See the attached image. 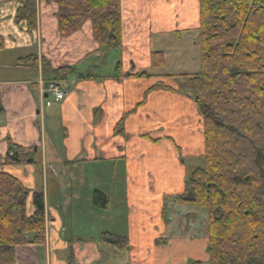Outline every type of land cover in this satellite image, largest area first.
<instances>
[{
    "label": "crops",
    "instance_id": "1",
    "mask_svg": "<svg viewBox=\"0 0 264 264\" xmlns=\"http://www.w3.org/2000/svg\"><path fill=\"white\" fill-rule=\"evenodd\" d=\"M17 8L0 0V171L14 176L29 196L43 193L45 242L18 247L16 264H67L70 254L77 264L92 222L100 239L108 233L128 240L122 250L99 241L121 252L122 264H207L206 213L166 200L183 191L195 169H187L183 157L202 156L201 119L192 92H180V82L169 75L150 72L157 68L151 54L163 53L166 34L198 31L197 2L123 0L120 53L97 51L89 22L60 38L54 4L37 3L32 31L16 22ZM109 55L118 61L101 73L98 66ZM60 67L74 70L59 82L68 92L40 116V82L51 81V71ZM118 68L121 76L148 77L117 79ZM156 83L172 91L147 93ZM10 145L31 163L2 165ZM173 175L182 181L176 193L158 189ZM95 191L106 197V208L93 201ZM113 200L117 206L111 207Z\"/></svg>",
    "mask_w": 264,
    "mask_h": 264
},
{
    "label": "trees",
    "instance_id": "2",
    "mask_svg": "<svg viewBox=\"0 0 264 264\" xmlns=\"http://www.w3.org/2000/svg\"><path fill=\"white\" fill-rule=\"evenodd\" d=\"M10 1L18 4L16 22L28 31L36 28L37 3L54 4L60 38L89 22L97 51L123 46V0ZM196 2L200 70L167 77L184 79L191 87L201 119L202 166L191 171L173 200L206 213L207 264H264V0ZM151 60L162 66L164 55L152 53ZM117 71V79L148 77ZM73 73L71 67L53 69L51 81H66ZM159 89L172 91L156 83L147 93ZM116 128H122V120ZM29 163L20 147L10 145L2 165ZM93 201L107 206L101 192L93 193ZM101 240L116 249L129 247L124 237L102 233ZM44 242L43 193L29 196L14 176L0 171V264H16L18 247ZM67 264H74L72 254Z\"/></svg>",
    "mask_w": 264,
    "mask_h": 264
},
{
    "label": "rangeland",
    "instance_id": "3",
    "mask_svg": "<svg viewBox=\"0 0 264 264\" xmlns=\"http://www.w3.org/2000/svg\"><path fill=\"white\" fill-rule=\"evenodd\" d=\"M164 38V42L162 43V50L163 54H166L165 57L167 60H164V64L162 66H159L153 70L151 69L150 72L160 73L169 76L181 74H194L199 72L201 56L198 31L191 30L187 32H182L181 37L175 33H172L171 35L166 34ZM117 52L120 53L119 50H117ZM112 55H109L108 59L104 58L103 64L101 63L98 66V69L101 73H106L105 71L109 68L110 70H114V64L116 61H118V59L116 58L118 56L114 57L115 59H113ZM112 61H114L113 64H110ZM40 65L42 66V62L40 63ZM175 79L176 82H180V84L177 85V87H179L180 89V92H191L190 85L184 79ZM45 111L46 109L44 110L43 115H45ZM183 161L187 169H193L202 166V158L197 157V155H194L192 156V158H188L187 160H184L183 157ZM190 173L191 172H189V174ZM171 179L172 180L169 183L162 185V189H158L163 190L167 194H174L173 192L176 193V188L178 185H182V181L177 182L176 175H173V178ZM121 183H123V180H121ZM172 198L173 197L169 196L166 197V200L169 201ZM117 201L118 200H113L111 207L117 206L115 205ZM119 208L121 207L119 206ZM119 210L121 212L120 216L123 218V209ZM107 224L108 223L105 222L104 226H107ZM98 233L99 232H97V227H95V229L93 228V222L86 224L83 234V236L85 237L82 239V242L85 241L86 243V249L83 253L75 254V257H77L76 263L78 264L79 262V264H122V261L124 260L120 256L121 252L112 253L110 252L111 249H109L108 247L103 248V244L105 242H99L101 239L100 236H98ZM98 248L100 251L103 250V253L98 251Z\"/></svg>",
    "mask_w": 264,
    "mask_h": 264
},
{
    "label": "built area",
    "instance_id": "4",
    "mask_svg": "<svg viewBox=\"0 0 264 264\" xmlns=\"http://www.w3.org/2000/svg\"><path fill=\"white\" fill-rule=\"evenodd\" d=\"M39 92L41 96L43 94L46 97L43 99L42 104L38 107V114L43 116L44 110L49 108L53 103L61 102L68 91L57 82L50 81L44 84L41 81L39 85Z\"/></svg>",
    "mask_w": 264,
    "mask_h": 264
}]
</instances>
